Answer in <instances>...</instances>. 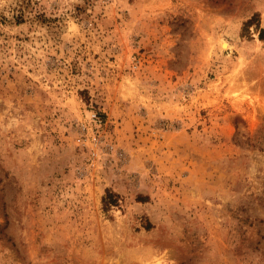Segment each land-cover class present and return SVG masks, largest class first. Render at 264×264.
Masks as SVG:
<instances>
[{"label":"rangeland","instance_id":"rangeland-1","mask_svg":"<svg viewBox=\"0 0 264 264\" xmlns=\"http://www.w3.org/2000/svg\"><path fill=\"white\" fill-rule=\"evenodd\" d=\"M0 264H264V0H0Z\"/></svg>","mask_w":264,"mask_h":264},{"label":"built area","instance_id":"built-area-1","mask_svg":"<svg viewBox=\"0 0 264 264\" xmlns=\"http://www.w3.org/2000/svg\"><path fill=\"white\" fill-rule=\"evenodd\" d=\"M89 119L90 122L93 124V126L96 127V131H97V128L102 124L103 121L102 118L97 112L91 111L89 115ZM87 141L90 142V140H88V137H86L84 134H81L76 138L77 144H86Z\"/></svg>","mask_w":264,"mask_h":264},{"label":"bare ground","instance_id":"bare-ground-1","mask_svg":"<svg viewBox=\"0 0 264 264\" xmlns=\"http://www.w3.org/2000/svg\"><path fill=\"white\" fill-rule=\"evenodd\" d=\"M220 45H221V47H223V48H224V47H226V46H227V42L223 40V41H221V44H220Z\"/></svg>","mask_w":264,"mask_h":264}]
</instances>
